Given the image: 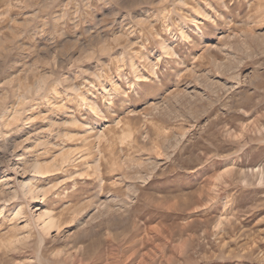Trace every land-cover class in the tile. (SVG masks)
Here are the masks:
<instances>
[{"label":"rangeland","instance_id":"1","mask_svg":"<svg viewBox=\"0 0 264 264\" xmlns=\"http://www.w3.org/2000/svg\"><path fill=\"white\" fill-rule=\"evenodd\" d=\"M0 264H264V0H0Z\"/></svg>","mask_w":264,"mask_h":264},{"label":"bare ground","instance_id":"2","mask_svg":"<svg viewBox=\"0 0 264 264\" xmlns=\"http://www.w3.org/2000/svg\"><path fill=\"white\" fill-rule=\"evenodd\" d=\"M51 224V223H50Z\"/></svg>","mask_w":264,"mask_h":264}]
</instances>
